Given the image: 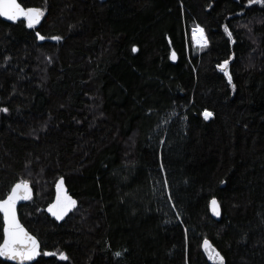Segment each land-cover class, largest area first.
I'll return each instance as SVG.
<instances>
[{"label": "trees", "instance_id": "16d2710c", "mask_svg": "<svg viewBox=\"0 0 264 264\" xmlns=\"http://www.w3.org/2000/svg\"><path fill=\"white\" fill-rule=\"evenodd\" d=\"M18 1L44 13L0 16V200L28 181L31 264H264V0Z\"/></svg>", "mask_w": 264, "mask_h": 264}, {"label": "snow or ice", "instance_id": "6c2138e0", "mask_svg": "<svg viewBox=\"0 0 264 264\" xmlns=\"http://www.w3.org/2000/svg\"><path fill=\"white\" fill-rule=\"evenodd\" d=\"M253 0H249L252 3ZM44 13V9L37 7H23L18 0H0V16L6 17L12 21H17L20 18H24L29 27H34L39 23L40 18ZM227 30V29H226ZM197 34H199L197 36ZM231 35V32H228ZM193 35L197 37L198 42L206 43L204 37V29L199 25H196L193 29ZM40 39L44 37L37 33ZM54 39H61V37H55ZM136 49L133 48V51ZM174 55V54H173ZM229 61L225 60L219 67L223 68L225 74L228 76V81L231 83L232 77L228 73L227 65ZM0 111L7 112V108L0 109ZM203 115L205 118L212 116V113L205 110ZM63 178L57 184V199L55 204L49 206V212H51L57 219H62L63 216L75 206V200L66 193H62ZM31 189L28 181L21 180L15 183L11 190L8 192L6 199L0 200V212L3 213V236L2 243H0V257L9 258L14 261H18L19 264H25L26 261H32L36 256L40 254V243L37 238L31 235L24 226L20 223L16 205L21 199H30ZM213 205L217 204L215 198L211 201ZM218 214V213H217ZM208 241H204V246L208 248ZM51 255V253H45ZM214 256L219 260L220 264H223V256L218 251L213 250ZM61 259H67L65 253H60ZM117 256L120 253H116Z\"/></svg>", "mask_w": 264, "mask_h": 264}, {"label": "water", "instance_id": "95a60500", "mask_svg": "<svg viewBox=\"0 0 264 264\" xmlns=\"http://www.w3.org/2000/svg\"><path fill=\"white\" fill-rule=\"evenodd\" d=\"M19 2V1H18ZM20 3V2H19ZM5 19H7V20H10V19H8V18H6V17H4ZM41 19V18H40ZM203 28V27H202ZM41 36V35H40ZM43 37V36H42ZM41 41H43L44 40V38L43 39H40ZM174 54V55H173ZM172 54V58H173V60H176V54L175 53H173ZM30 187V186H29ZM30 189H31V187H30ZM31 194H32V189H31V193H30V196H31ZM6 199V198H5ZM27 199H21V200H19L18 202H17V205H16V211H17V216H18V219H19V221H20V223L24 226V228L29 232V230L25 227V225L22 223V221L20 220V218H19V213H18V207H19V205L22 203V202H24V201H26ZM213 200V199H212ZM211 200V201H212ZM215 200L217 201V204L216 205H213L212 203H211V201H210V213H211V215H212V217L214 218V219H216V220H220L221 219V217H222V207H221V204H220V202L218 201V199L217 198H215ZM218 213V214H217ZM3 214V213H2ZM31 235H33L31 232H29ZM34 236V235H33ZM36 237V236H35ZM37 238V237H36ZM37 240H38V238H37ZM205 240H207L209 243H208V248L206 249L205 248V246H204V241ZM204 241H203V243H202V251L204 252V254H205V256H206V258H207V260H208V262L210 263V264H220V262H219V260L214 256V254H213V250H215V251H218L219 253H220V255L221 256H223V264H226V258H225V256L223 255V253L219 250V248L211 241V240H209V239H205ZM39 241V240H38ZM1 259H3V260H5V261H8V262H11V263H14V264H19V262L18 261H14V260H11V259H9V258H5V257H0ZM35 260V258L32 260V261H26L25 262V264H31L33 261Z\"/></svg>", "mask_w": 264, "mask_h": 264}, {"label": "rangeland", "instance_id": "374dc122", "mask_svg": "<svg viewBox=\"0 0 264 264\" xmlns=\"http://www.w3.org/2000/svg\"><path fill=\"white\" fill-rule=\"evenodd\" d=\"M193 29H194V28H193ZM192 35H193V30H192ZM204 37L206 38L205 33H204ZM193 39H194L195 43H196L197 45H200V46L205 45V44L207 43V42H206V43L198 42V40L195 39L194 35H193ZM206 41H207V40H206ZM209 118H210V117H209ZM59 181H60V180H59ZM59 181H58V182H59ZM57 184H58V183H57ZM64 193H66L67 195L71 196V195L68 193V191H67V187H66V184H65V182H64V180H63L62 193H61V194H64ZM71 197H72V196H71ZM56 199H57V185H56ZM56 199H55V201L53 202V204H55ZM72 199L75 200L74 197H72ZM53 204H51V205H53ZM72 208H73V207H72ZM72 208H71V209H72ZM71 209H70V210H71ZM70 210H69V211H70ZM69 211H68V212H69ZM68 212H67V213H68ZM50 213H51V212H50ZM67 213H66V214H67ZM51 214H52V213H51ZM52 215H53V214H52ZM53 216H54V215H53ZM55 217H56V216H55Z\"/></svg>", "mask_w": 264, "mask_h": 264}, {"label": "bare ground", "instance_id": "6f19581e", "mask_svg": "<svg viewBox=\"0 0 264 264\" xmlns=\"http://www.w3.org/2000/svg\"><path fill=\"white\" fill-rule=\"evenodd\" d=\"M198 35H199V34H197V36H198ZM194 37H195L196 40H198L196 36H194Z\"/></svg>", "mask_w": 264, "mask_h": 264}]
</instances>
